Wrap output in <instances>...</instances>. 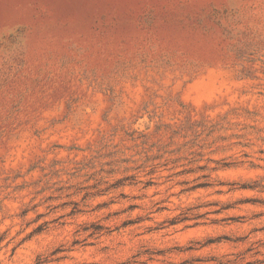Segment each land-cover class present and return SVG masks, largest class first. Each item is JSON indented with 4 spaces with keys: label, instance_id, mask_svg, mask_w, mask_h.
Here are the masks:
<instances>
[{
    "label": "rangeland",
    "instance_id": "rangeland-1",
    "mask_svg": "<svg viewBox=\"0 0 264 264\" xmlns=\"http://www.w3.org/2000/svg\"><path fill=\"white\" fill-rule=\"evenodd\" d=\"M0 264H264V0H0Z\"/></svg>",
    "mask_w": 264,
    "mask_h": 264
}]
</instances>
